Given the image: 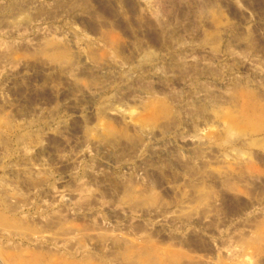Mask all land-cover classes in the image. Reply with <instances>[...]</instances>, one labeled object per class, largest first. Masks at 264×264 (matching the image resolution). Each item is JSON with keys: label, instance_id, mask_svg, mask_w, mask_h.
<instances>
[{"label": "rangeland", "instance_id": "obj_1", "mask_svg": "<svg viewBox=\"0 0 264 264\" xmlns=\"http://www.w3.org/2000/svg\"><path fill=\"white\" fill-rule=\"evenodd\" d=\"M18 1L0 10V264H264L243 244L264 241V144L230 137L225 118L243 89L264 103V0H203L206 19L199 0L0 8ZM52 41L69 63L40 54ZM181 58L198 72H175ZM160 103L171 121L142 127ZM202 186L215 196L199 205Z\"/></svg>", "mask_w": 264, "mask_h": 264}, {"label": "bare ground", "instance_id": "obj_2", "mask_svg": "<svg viewBox=\"0 0 264 264\" xmlns=\"http://www.w3.org/2000/svg\"><path fill=\"white\" fill-rule=\"evenodd\" d=\"M158 2L160 1V0H157ZM170 1V0H169ZM181 2L183 1V2H187L186 0H180ZM210 1V0H209ZM217 1V0H216ZM220 1V0H219ZM17 2V1H16ZM19 2V1H18ZM118 2L121 4L122 2H124V0H118ZM143 2H153V0H143ZM163 3H164V1H162ZM172 2V1H171ZM170 2V3H171ZM190 2H191V0H190ZM189 1H188V3H190ZM200 2V3H199ZM199 6L197 7V9H196V13L197 14H199L200 15V17L202 18L204 15H205V19H206V17H208V15L210 16V12H211V10L213 9V5H210V3L209 2H207V1H203V0H199ZM211 2V1H210ZM25 3V2H24ZM157 3V2H156ZM212 3V2H211ZM162 4V3H161ZM216 4V3H215ZM219 4V3H218ZM25 5V4H24ZM158 5V4H157ZM217 5V4H216ZM6 6V5H5ZM162 6V5H161ZM161 6H159V7H161ZM60 8H62V9H64L65 10V12H68L69 13V15L71 16V15H78L77 13H82V15L83 14H89L90 15V13L93 11L92 10V8H91V4H90V2H89V0H65V1H63V2H61L60 3V6H59ZM139 7V6H138ZM163 7V6H162ZM217 7H218V5H217ZM24 8V6L22 5H20V2L19 3H14V2H12V3H9L6 7H2V8H0V10H10V12H12V10H14V11H16V10H22ZM144 8H146V7H144ZM151 8V7H150ZM154 8V7H153ZM165 8H167V6L165 7ZM173 8V7H172ZM175 8V7H174ZM147 9V8H146ZM163 9V8H162ZM162 9H159V8H157V9H151V11H149L148 13H150L151 14V16L153 17V18H155V20H156V24L158 23L159 24V26L160 27H162L164 30H163V32L165 31V32H167V33H165V34H167L168 36H171V38H176L177 37V35L175 34V33H177V32H175L174 30L173 31H171L172 30V28H171V25H170V23H171V19H169V20H171V21H167L168 20V18H167V20H165L164 18L162 19ZM44 10H45V8H42L41 10H40V12H44ZM139 10H140V8H139ZM141 10H142V8H141ZM145 10V9H144ZM150 10V9H149ZM161 10V11H160ZM164 10H167V9H164ZM163 10V11H164ZM169 10V9H168ZM170 10H172V9H170ZM2 12V11H1ZM0 12V14H2ZM39 12V13H40ZM47 12V11H46ZM147 12V11H146ZM168 12V11H167ZM170 12H172V11H170ZM220 12V11H219ZM4 13V12H3ZM13 13V12H12ZM16 13V12H15ZM38 13V14H39ZM165 13V12H164ZM213 15L216 13H214V11H212L211 12ZM93 14H94V12H93ZM217 14V13H216ZM41 15H43V14H41ZM81 15V14H80ZM92 15V14H91ZM95 15V14H94ZM141 15H142V13H141ZM144 15H145V13H144ZM84 16V15H83ZM82 16V17H83ZM93 16V15H92ZM166 16H168V14L166 15ZM170 16V15H169ZM72 17V16H71ZM85 17H87V15H85ZM173 17H174V15H173ZM214 17H218V16H215L214 15ZM52 18V17H51ZM54 18V17H53ZM89 18V17H88ZM200 18V19H201ZM209 18V17H208ZM213 18V17H212ZM93 19V18H92ZM141 19H143V17L141 18ZM219 19H220V17H219ZM1 20V19H0ZM153 20V19H152ZM1 21H3V20H1ZM154 21V20H153ZM218 21V20H217ZM216 20H214V23H216L217 22ZM4 22V21H3ZM5 22H6V20H5ZM8 22V21H7ZM173 22V21H172ZM220 22V21H219ZM16 23V22H15ZM2 24V23H1ZM5 24V23H4ZM7 24V23H6ZM13 23H11L9 26L12 28L14 25H12ZM17 24V23H16ZM172 24V23H171ZM219 25V24H218ZM158 26V25H157ZM8 27V26H7ZM159 27V28H160ZM176 27V26H175ZM174 27V28H175ZM219 27V26H218ZM15 28V27H14ZM177 29V28H176ZM159 30V29H158ZM162 30V29H161ZM161 33V32H160ZM215 33H217V32H215ZM215 33H214V36L213 37H215ZM163 35H165L164 33H162ZM161 34V35H162ZM180 35V34H179ZM183 35V34H182ZM190 35H191V33H190ZM203 35V34H202ZM207 35V34H206ZM219 35V34H218ZM211 36V35H210ZM217 36V35H216ZM164 37V36H163ZM167 37V36H166ZM179 37V36H178ZM181 38H182V36H180ZM206 37V36H205ZM204 37V39H206ZM218 37V36H217ZM239 37V36H238ZM180 38V39H181ZM201 38H203V37H201ZM211 38V37H210ZM219 38V37H218ZM245 38V37H244ZM239 39V38H238ZM247 39V38H246ZM245 39V40H246ZM47 40H48V38H47ZM50 40V39H49ZM169 40V39H168ZM209 39H207V41H208ZM216 40H218V39H215V41ZM240 40V39H239ZM166 41H167V39H166ZM182 41V40H181ZM211 41H212V39H211ZM213 41H214V39H213ZM53 42V41H52ZM46 43V42H45ZM44 43V44H45ZM216 43V42H215ZM43 44V43H42ZM41 45V44H40ZM40 45H39V47H40ZM38 49V48H37ZM41 49V50H40ZM39 50H40V54H53V58L55 59V60H60V61H62V64H64L63 62L65 61L66 63H69L70 62V59H69V57H68V53H64V52H66L65 51V49H64V52H61V51H59L60 50V48H57L56 47V44H55V42H53V43H50L49 42V44L48 45H46L45 44V46H43L42 48H40ZM68 50V49H67ZM36 51H38V50H36ZM63 51V50H62ZM36 53V52H35ZM66 55H67V58H66ZM177 58V57H176ZM53 59V60H54ZM182 59V58H181ZM68 60H69V62H68ZM146 60H149V59H146ZM177 60H179V59H177ZM72 61V60H71ZM173 61H176V60H173ZM56 62V61H55ZM65 63V64H66ZM174 64H173V68L172 69H174V68H176L174 71L176 72V71H179V73L180 72H185L186 71V69H187V66H188V64H190V63H188L187 62V60H185V59H182V60H179V62L177 61V62H173ZM193 63V62H192ZM172 64V63H171ZM69 65H72V64H69ZM74 65V64H73ZM191 65V64H190ZM194 69L193 70H195V72H198V70H197V68L198 67H196V64H193V65H191ZM190 67V66H189ZM190 69H191V67H190ZM191 71V70H190ZM193 72V71H192ZM182 73H180V75H182ZM187 73H190V72H188L187 71ZM184 76V75H183ZM236 87V86H235ZM234 87V88H235ZM239 89V91L241 90V88L239 87L238 88ZM235 90H236V88H235ZM243 91H245V92H243ZM232 94V93H231ZM254 96V95H253ZM258 96V95H257ZM234 97L235 98H233V99H236V101L238 102V108H233V111H230V112H228L226 115H225V118H226V125H227V128H226V132H227V134L230 136V137H232V136H235L234 138H241V137H243V136H247L246 138L248 139V141L245 143V145L247 144V145H249V146H262V144H264V139L261 137V136H259V137H261L262 139V141L260 142L259 140H257V138H256V135L258 134V133H260V132H263L264 133V103L262 102V100H261V98H259V97H252V94L250 93V91H247V90H242L241 92H236V93H234ZM163 103V102H162ZM237 104V103H236ZM199 105V104H198ZM152 106V105H151ZM201 106V105H200ZM237 106V105H236ZM154 107V106H153ZM197 107V106H196ZM202 107V106H201ZM151 109H152V107H150ZM200 108V107H199ZM150 109V110H151ZM201 109V108H200ZM199 109V110H200ZM148 111H149V108H148ZM195 111H197V110H195ZM150 112V111H149ZM172 113V111H170L169 110V108H167V107H164L161 103H160V105H159V109L158 108H156V107H154V111L153 112H151V113H147L146 114V116L145 117H143V118H141L140 119V122H141V124L143 125L142 127H144V126H149V125H153V126H155V123L158 121V118H159V116H161V115H163V117L168 121H171L170 120V116H171V113ZM197 113V112H196ZM194 114H195V112H194ZM193 115V114H192ZM198 115V114H197ZM200 116V115H199ZM202 116V115H201ZM167 121H165V125L163 126V127H168V122ZM172 123V122H171ZM175 124V123H174ZM150 126V127H151ZM143 129H145V128H143ZM147 131H149V130H147ZM107 136V135H106ZM236 138V139H237ZM246 138H244V141H245V139ZM233 139V138H232ZM231 138L230 139H226V140H223L222 142L225 144H227L228 145V142H230L231 144L234 142V140H232ZM236 139H235V144H237V141H236ZM243 139V138H242ZM242 139H241V141L240 142H242ZM246 139V140H247ZM114 140H116V138L114 139ZM113 140V141H114ZM239 140V139H238ZM111 141V140H110ZM110 141H109V144H114L113 143V141H111V143H110ZM114 142H116V141H114ZM129 142V141H128ZM108 143V142H107ZM130 143V142H129ZM117 145H118V142L116 143ZM230 144V147L232 146ZM240 145H242V144H240ZM239 145V146H240ZM245 145L242 147V149L245 147ZM234 146V145H233ZM232 146V147H233ZM113 147V146H112ZM116 147V146H115ZM231 147V148H232ZM237 147V146H236ZM114 148V147H113ZM115 149V148H114ZM238 149V148H237ZM234 150V149H233ZM244 150V149H243ZM249 150V149H248ZM235 151V150H234ZM252 151V150H251ZM236 153H238V152H240V151H235ZM249 152H250V150H249ZM240 154V153H239ZM249 154H251V153H249ZM252 155H253V152H252ZM166 161V160H165ZM167 163V162H166ZM171 163V162H170ZM168 165V164H167ZM162 166V165H161ZM169 167V166H168ZM171 167V166H170ZM164 168V167H163ZM163 170V169H162ZM229 181H230V179H229ZM253 181H255V179L253 180ZM249 183H251L252 182V180L250 179L249 181H248ZM39 183V182H38ZM223 183V182H222ZM34 184V183H33ZM224 184V183H223ZM228 184V187L229 188H235V185L233 184V183H231V182H228L227 183ZM36 185V184H35ZM226 185V183L224 184V186ZM210 190H213L212 188L210 189ZM206 186H202V187H200L199 188V191H198V193L200 194V196H201V198L199 199L198 198V200H197V203L200 205L202 202H203V200H207V199H212L214 196H215V192H213V191H210ZM195 210H198L196 207L194 208ZM199 210H200V208H199ZM198 210V211H199ZM182 211V210H181ZM184 212V211H183ZM193 213H195L194 212V210L192 211ZM192 212H190L191 214H192ZM185 213H186V215L188 214V215H190V216H192L191 214H189V213H187L186 211H185ZM184 213V214H185ZM198 213H200V212H198ZM187 217V216H186ZM189 217V216H188ZM189 219H191V217H189ZM12 220V219H11ZM6 222H8L7 221V218L4 216V215H2L1 213H0V226H3V225H5L6 226ZM256 226H257V229L260 231L261 230V227H262V225L261 224H259V223H257L256 224ZM3 229V228H2ZM11 229V228H10ZM9 229V230H10ZM37 233V232H36ZM39 234V233H38ZM41 235V234H40ZM262 236V235H261ZM261 236L259 235L257 238H254V239H252L251 241H249V240H247V239H243L244 241H243V244L246 246V247H252V248H255L256 250H258V251H260V252H264V241L262 240V238H261ZM152 253V252H151ZM149 255V254H148ZM147 255V256H148ZM152 255V254H151ZM40 256V255H39ZM140 256V255H139ZM147 256H145V257H147ZM152 256H154V255H152ZM142 257H144V256H142ZM144 257V258H145ZM156 257V256H155ZM90 258V257H89ZM128 259H129V257H127ZM140 258H141V256H140ZM173 258H174V255H173ZM91 259V258H90ZM130 259H132V258H130ZM138 259H139V257H138ZM152 259V258H151ZM43 260V259H42ZM141 260V262H143L142 261V258L140 259ZM155 261H156V264H168V260L167 259H165V258H163L162 256H160L158 259L156 258L155 259ZM154 261V262H155ZM195 261V260H194ZM2 262V261H1ZM147 262H148V260H147ZM150 262H153L152 260L150 261L149 260V263ZM192 262H193V259H192ZM93 263V262H92ZM33 264H41V262L38 260V256L34 259V263ZM80 264V263H79ZM86 264H90V263H87L86 262ZM97 264V263H96ZM132 264V263H131ZM134 264H135V262H134ZM139 264H142V263H140L139 262ZM144 264H146V263H144ZM196 264V263H195ZM197 264H201V263H197ZM202 264H205V263H202ZM212 264H221V262L220 261H217L216 263H212Z\"/></svg>", "mask_w": 264, "mask_h": 264}]
</instances>
